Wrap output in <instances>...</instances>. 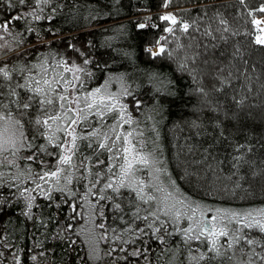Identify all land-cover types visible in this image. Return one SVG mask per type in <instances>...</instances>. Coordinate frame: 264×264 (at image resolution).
Masks as SVG:
<instances>
[{"label":"snow or ice","instance_id":"obj_1","mask_svg":"<svg viewBox=\"0 0 264 264\" xmlns=\"http://www.w3.org/2000/svg\"><path fill=\"white\" fill-rule=\"evenodd\" d=\"M128 6L117 27L126 38L134 29L135 46L113 49L80 30L70 0H0V264H264V203L210 202L235 199L241 183L206 187L186 162L173 169L156 127L175 109L173 126L198 138L189 152L230 149L232 167L249 165L264 191V167L250 159L264 149V101L257 118L233 84L239 59L252 92L240 38L264 49V0ZM116 56L149 65L150 104L139 79L113 70Z\"/></svg>","mask_w":264,"mask_h":264},{"label":"trees","instance_id":"obj_2","mask_svg":"<svg viewBox=\"0 0 264 264\" xmlns=\"http://www.w3.org/2000/svg\"><path fill=\"white\" fill-rule=\"evenodd\" d=\"M133 2H135V0H133ZM70 3H76L80 6L76 14L78 16L76 22L80 25L81 31H91L93 33V38L97 44H102L107 41V44H110L113 49H126L135 46V38L133 36L134 29L131 28V26L129 27L128 31L131 38H126L120 35V29L117 27V25L127 21L133 15L131 8L128 6V0H123L124 6L122 9L115 3V0H70ZM152 3L155 4V0H152ZM173 6L177 7L182 5L174 4ZM161 10L162 9H160V11ZM153 11H157V9L153 7ZM227 11L231 13L233 10L229 8ZM89 13H91V16ZM97 13H99V15H97ZM105 13H108V15H105ZM92 16H96L99 23L93 22L92 25H89V20H91ZM247 26L250 29L252 28L250 20ZM101 29L104 30L102 31ZM73 31H76V29H73ZM182 39L184 43L188 42L187 37ZM240 39L241 42L244 43L245 48L249 49V51L245 53V59L248 60L247 68L248 74L251 77L252 92L249 93L246 91L247 82L244 79V75H241V73H244L245 66L239 59H237L236 63L240 71L236 72V69H233L234 74L238 77L233 84L238 95H247L249 97V102L255 101L257 105L256 115L258 118L260 101H264V92L261 91V84H264V76H261V73H264V49L258 45L251 44V37ZM230 51L231 48L229 47V52ZM178 53L183 55V52L180 50H178ZM115 60L119 67L113 70L127 71L133 78L139 79L144 86L141 89L143 93L141 98L145 100L147 104H150L151 100L148 94L152 92V88L147 84L144 78V73L146 70H149V65L144 64L142 58L135 66L129 61L122 59L120 56H116ZM225 60L227 62V57ZM253 64L256 66L255 71L252 70ZM151 67L154 68L155 65ZM257 77L261 78L258 80ZM242 86L244 87L242 88ZM145 88L147 89V93H144ZM231 92L232 89H229V96ZM220 98L223 99V96ZM193 99L195 100V97ZM141 111L145 114L144 116H140L141 122L149 126L146 135L155 139V135L150 127L153 122L145 118L149 114L148 109L145 107L142 108ZM134 115L139 116L140 113H134ZM180 119L181 117L175 113V109H173L171 114L165 112L163 120H160L159 116L156 117V120L159 121L156 127L160 135V142L165 149V155L169 157L170 166L179 171L177 164L179 163L180 168H183L186 162L189 170L198 174L192 177L193 181H198L206 187L215 186L217 189L222 190L224 186L227 185L228 189L231 190L234 183H241L242 187L235 191V199H233L231 194L223 195L221 193L216 199H212L211 197L208 198L212 203L225 205L233 204L234 206H242L248 203L258 206L264 203V191L261 190L260 178H252L249 165L247 164L239 169L233 168L232 165L234 161L231 159L230 149L226 152L222 146L218 149L213 148L211 149L212 155H209L207 159L203 158L204 153L198 148L194 147L193 151L189 152L187 145L193 144L198 138L192 137L188 129L182 124L177 127L173 126L177 124ZM206 142L211 143L210 140ZM177 157L179 159H177ZM261 157H264V149H254V154L250 156V159H255L256 167H264V165L261 164ZM238 172L247 178L241 180L240 174H237ZM244 184H250L251 186L244 188ZM182 187L187 191L192 186L182 184ZM80 223L82 224L84 221L81 220ZM153 259H155V254H153ZM161 264H168L167 259L165 258L162 260Z\"/></svg>","mask_w":264,"mask_h":264},{"label":"rangeland","instance_id":"obj_3","mask_svg":"<svg viewBox=\"0 0 264 264\" xmlns=\"http://www.w3.org/2000/svg\"><path fill=\"white\" fill-rule=\"evenodd\" d=\"M168 10H172V9H168ZM161 11H163V9ZM262 15H264V14H262Z\"/></svg>","mask_w":264,"mask_h":264}]
</instances>
